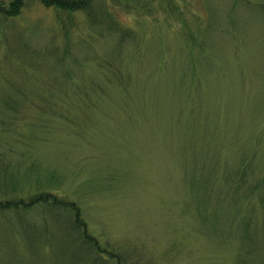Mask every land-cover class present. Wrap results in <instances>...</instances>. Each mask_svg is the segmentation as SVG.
Segmentation results:
<instances>
[{
  "label": "rangeland",
  "instance_id": "obj_1",
  "mask_svg": "<svg viewBox=\"0 0 264 264\" xmlns=\"http://www.w3.org/2000/svg\"><path fill=\"white\" fill-rule=\"evenodd\" d=\"M13 1L0 264H264V0Z\"/></svg>",
  "mask_w": 264,
  "mask_h": 264
},
{
  "label": "trees",
  "instance_id": "obj_2",
  "mask_svg": "<svg viewBox=\"0 0 264 264\" xmlns=\"http://www.w3.org/2000/svg\"><path fill=\"white\" fill-rule=\"evenodd\" d=\"M41 2L49 5V6H55L58 8H68V9H73V8H77L78 7H83V4H85V0H40ZM22 0H14L11 4V10H9L8 12H11V14H14V12L18 11L19 6L21 5ZM0 7H1V3H0ZM46 199H50V201H52L53 203L57 204L59 202L58 199H56L55 196L52 197H48V196H37V197H33L30 200V204L35 203L38 200L41 201H46ZM9 202L5 203V205H1V206H8L6 204H8ZM10 203H13L12 201Z\"/></svg>",
  "mask_w": 264,
  "mask_h": 264
}]
</instances>
